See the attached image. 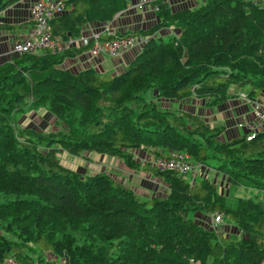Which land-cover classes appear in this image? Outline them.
<instances>
[{"label": "trees", "instance_id": "trees-1", "mask_svg": "<svg viewBox=\"0 0 264 264\" xmlns=\"http://www.w3.org/2000/svg\"><path fill=\"white\" fill-rule=\"evenodd\" d=\"M19 1L0 0V12ZM144 1L151 24L107 36L103 27L131 12L132 0H61L51 36L87 42L11 53L0 63V264H264V132L222 140L223 127L161 105L191 97L219 105L231 90L264 94V0ZM91 24L100 26V42L146 40L115 72L66 67V60L89 59L95 32L84 27ZM38 109L57 129L16 126L18 115ZM60 149L119 159L160 179L166 193L142 196L104 172L68 169ZM140 152L146 161L139 164ZM180 152L201 165L199 174L150 162ZM208 168L216 171L213 182ZM239 187L257 193L235 195ZM196 212L222 213L239 237L194 221Z\"/></svg>", "mask_w": 264, "mask_h": 264}, {"label": "rangeland", "instance_id": "rangeland-1", "mask_svg": "<svg viewBox=\"0 0 264 264\" xmlns=\"http://www.w3.org/2000/svg\"><path fill=\"white\" fill-rule=\"evenodd\" d=\"M185 1L186 0H183L182 2H185ZM182 2L178 3L177 5H179V4L182 5ZM202 3H203V0H188V5H190V7H196L198 5H201ZM32 5H33V2L30 4L29 9H31ZM92 26H94V25H92ZM99 27L96 30L95 29L94 30L97 31L99 29ZM166 31L167 30H165L164 32H166ZM16 41H18V40H16ZM111 59L118 60V58H114V57H110L109 60H111ZM244 89L248 90L249 86H245ZM230 92H231L232 97L228 100H231V99L232 100L230 101V104L228 107H225L224 105H223L224 106L223 107L221 104L212 106V105L207 104L205 99H200V98H196V97H191L189 99H184L181 101H164L163 103L161 102V105L163 107H167L169 109H174V110H177L179 112L180 111H189L191 113H196L203 119V121L206 124L211 125V126L223 127V133L220 135L219 138L222 140H228V139H230V133L236 134L235 136L242 135L243 133L244 134L246 133L245 128L242 126H239V123L244 121L246 116L245 115L240 116V109L238 110L236 108V106L242 105L241 103L247 104V105H249V107L251 109L250 112H252V104L251 103L249 104V103H245L243 101L238 102L237 101L238 100L237 99V96H238L237 93L238 92L236 93L233 90H231ZM249 98H251L254 101H260L261 103L264 104V94H260L257 96H249ZM233 99H236V100L233 101ZM231 107L233 109L232 112H231ZM234 109L237 112L234 111ZM226 117H227V120L229 117H230L229 120H232L233 118L234 119L238 118L237 122L234 125L235 126L234 129H232V132L230 131L231 130L230 126H233V125H231L232 123L228 124V122H226L227 121ZM16 126L18 128L19 127H21V128L28 127L30 129L39 130L42 132L54 131L55 129H57L53 124V118L46 111H44V109H38L36 111L32 110L30 112L25 113L23 116L18 115V119L16 120ZM240 132H241V134H240ZM58 157L60 159L61 164L68 169L81 171L82 173H84L85 171H88L89 173L104 172V173L110 175L111 177H113L114 179L118 180V182L124 183L126 186L134 189L135 191L137 189L136 187H139V184L141 182V178L143 176H145V177L148 176L149 178H151L149 175H147V173H148L147 171L145 172L146 174L143 173L144 171L143 172L142 171L139 172L137 170H133V172H131L130 170L125 171V170L121 169V167H119V161H117V159H115L113 157H107V156L104 157L100 154L93 153L91 155V157L89 156V154H82L80 157H72L66 151L60 149V151L58 153ZM144 157H145V154L142 152H140V154L136 153V155H135V159L137 160V162L139 164L146 161V159ZM208 169L211 170V168H208ZM212 171L216 172L213 169H212ZM217 171H218V174L222 175L221 170H217ZM129 175L132 176V179H130V180H128L130 178ZM214 175H215V173L210 174V176H208L209 177L208 179L211 182H213V180H214ZM222 179L224 181H227L225 177H223ZM152 181H154L153 182L154 184H153L152 189L150 191H153L154 188L157 187V185L155 183H158L157 179L153 178ZM223 184H225V183H223ZM223 184L220 183V186H222ZM223 187H225L226 190H229V187L227 185H224ZM140 190L144 194H146V191H144L142 188H140ZM159 191L161 192L160 189H159ZM259 191L263 192L262 190H259ZM165 193L166 192L158 193V194L163 195ZM254 193L256 194L257 191L255 192V190L252 188L246 189L244 187H239L237 189V191L234 192V194L238 195V196H244V195H248V194L252 195ZM259 194L261 197L262 193H259ZM227 199L229 200L231 205L234 204L235 197L228 195ZM196 214H200V212H196ZM195 219L197 220L198 218L196 217L193 220L196 221ZM200 223H202L203 225H206V227H208V228H211L215 231L220 232L225 237H227V236L228 237H234L233 239H236L237 237H239V236H237V237L235 236L236 233H238L237 227L234 224V222L231 221V219L223 218L222 224L217 225V226H213L211 224V216H207V218L202 219V221ZM46 256L48 259L49 258H51L52 260L55 259L53 257V255H51L49 253H47ZM5 263H6V261H5Z\"/></svg>", "mask_w": 264, "mask_h": 264}, {"label": "built area", "instance_id": "built-area-1", "mask_svg": "<svg viewBox=\"0 0 264 264\" xmlns=\"http://www.w3.org/2000/svg\"><path fill=\"white\" fill-rule=\"evenodd\" d=\"M63 10L61 0H36L33 2L31 9H29V17L33 23L31 31L26 37L19 39L18 41L15 40L12 43L11 53L17 55L33 53L44 48L59 51L74 46L79 41L87 42L89 37L86 36L69 38L67 41H60L51 36L50 20ZM103 32L107 36H111L113 33L109 26H104L102 33ZM99 35L101 34L98 32L91 36L96 41L87 52V57L89 59L99 58L102 54L114 58H121L124 53L141 48L146 40V38L141 35H127L119 39L104 40L100 42L97 39ZM237 97L239 101L252 104L251 117H246L244 121L239 123V126L245 128L247 139L249 140L254 134L264 132V104L260 101L252 100L245 92L239 93ZM150 162L159 170H174L183 175L189 174L192 177L196 176L201 171V165L190 161L188 155L182 152L169 157L156 158L155 160L151 159ZM222 223V213L211 215V224L213 226ZM10 263L16 264L14 258H8L5 264Z\"/></svg>", "mask_w": 264, "mask_h": 264}, {"label": "crops", "instance_id": "crops-1", "mask_svg": "<svg viewBox=\"0 0 264 264\" xmlns=\"http://www.w3.org/2000/svg\"><path fill=\"white\" fill-rule=\"evenodd\" d=\"M34 1L35 0H21L15 4H13L12 6L8 7L5 11L0 13V24H8V25H11V24L14 25L15 24V27L11 28V29L0 28V63H2L8 59L9 55L11 54L12 43L15 41V39L16 40L22 39L30 33L31 28H32V22L30 21V18H29V6ZM178 1L182 2V0H178ZM131 3L135 4V6H136L135 8H133V10L131 12H129L125 15H121L122 17H118L116 20L109 22V27L112 30H114L116 32L122 31V30L126 31V30H129L131 28H133L132 30H135V29L143 28L146 25L151 24L155 20V18H153V16L151 14H149V12H151V6H149V7L145 6L147 4L146 1H144V0H132ZM174 4H175V2H174ZM98 27L99 26H97V25L92 26V24L89 26H85L84 28H85L86 35L91 34L92 32H95V33L99 32L101 30L100 27L97 31H95ZM134 53L135 52L133 50H130V51L124 53L121 56L120 60L119 59L118 60H115V59L109 60V58L106 56H102L97 60H94V59H88L87 60V58L84 55L83 57L80 56V57L75 58V59L66 60L65 66L69 67V68L70 67L75 68V69L86 68V67L90 66V67L95 68L99 72H111L112 73V72L117 71L121 67L123 68L126 65V63L128 62V59L130 58V56H132ZM233 91L236 92L235 90H233ZM237 99H238V97H237ZM231 100H227L226 103H223L221 105L228 107ZM235 100L236 99H233V101H235ZM237 101L240 102L239 99ZM161 102L163 103L164 101L162 100ZM241 104L242 105L236 106V108L238 110L240 109V116L245 115L247 118H250L251 117L250 107L246 104H243V103H241ZM232 111H233V109L231 107V112ZM234 111H236V110L234 109ZM229 119H230V117L228 118V120ZM237 119L238 118H235V119L233 118L232 120L228 121L227 117H226V120H227L226 122H228V124L232 123L231 125H233V126H230L231 132H232V129H234V127H235L234 125L237 122ZM240 134H241V132H240ZM235 135L236 134H234V133H232V134L230 133V138L234 137ZM88 154L91 157V155L93 153H88ZM117 161H119V167H121V169H123L125 171L130 170V169L126 168V166L124 165V163L121 160L117 159ZM130 171L133 172L132 170H130ZM210 173L212 174L213 171L210 170ZM147 175H149L151 178H149L148 176L147 177L143 176L141 178V182L139 184V187L135 186L137 188L136 191L138 194H140L142 196H149V195H151V193L153 194V193H164V192H166L167 188L160 181V179H158L156 177H152L150 175V173L149 174L147 173ZM129 177L130 178L128 180L132 179L131 175H129ZM153 178L157 179L158 183H155L157 185V187L154 188L153 191H150L152 189L153 184H154L153 183L154 181H152ZM220 183H222V184L225 183L222 185V186H224V185L228 184V181H224L221 177L218 176L216 178V184L220 185ZM140 188H142L144 191H146V194H144L140 190ZM159 189L161 190V192L159 191ZM195 216L201 220L204 218L202 214H196ZM235 236H238V233H236Z\"/></svg>", "mask_w": 264, "mask_h": 264}, {"label": "clouds", "instance_id": "clouds-1", "mask_svg": "<svg viewBox=\"0 0 264 264\" xmlns=\"http://www.w3.org/2000/svg\"><path fill=\"white\" fill-rule=\"evenodd\" d=\"M183 1V0H182ZM30 18V17H29Z\"/></svg>", "mask_w": 264, "mask_h": 264}]
</instances>
